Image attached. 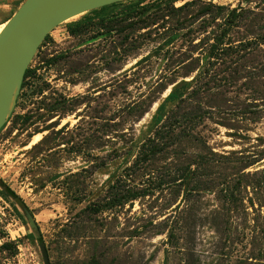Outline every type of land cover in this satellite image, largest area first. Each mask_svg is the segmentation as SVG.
<instances>
[{"label":"rangeland","instance_id":"1","mask_svg":"<svg viewBox=\"0 0 264 264\" xmlns=\"http://www.w3.org/2000/svg\"><path fill=\"white\" fill-rule=\"evenodd\" d=\"M26 70L0 130V264H44L41 242L49 264H264V0L113 3Z\"/></svg>","mask_w":264,"mask_h":264},{"label":"water","instance_id":"2","mask_svg":"<svg viewBox=\"0 0 264 264\" xmlns=\"http://www.w3.org/2000/svg\"><path fill=\"white\" fill-rule=\"evenodd\" d=\"M125 0H23L0 31V130L14 108L24 73L44 37L75 15ZM31 226L34 223L30 219ZM49 264L44 243H39Z\"/></svg>","mask_w":264,"mask_h":264},{"label":"trees","instance_id":"3","mask_svg":"<svg viewBox=\"0 0 264 264\" xmlns=\"http://www.w3.org/2000/svg\"><path fill=\"white\" fill-rule=\"evenodd\" d=\"M23 0H17V6L22 2ZM110 5H113V4H110ZM110 5H106V6H110ZM106 6H103L101 8H105ZM53 59H55L56 57L53 56L52 57ZM29 74V71L26 70L25 73H24V76H23V79H25ZM188 85V82L187 83H184V86L186 87ZM184 89H182L183 91ZM182 92L181 90H172L170 92V94L166 97L165 101L159 106V108L156 110L155 114L153 115L152 117V121H153V124H157L158 122H160L163 118V114H162V110L164 108V106L166 105V103L168 102H173V101H176V100H181L182 99ZM151 153L154 154L155 153V149H153V151L151 150ZM0 188L2 189V191L8 195H11V196H15V194L13 193L12 190H10L8 187H6L2 181H0ZM135 197H137L136 195L135 196H132L131 199H134ZM129 199V198H128ZM127 199V200H128ZM33 236V235H31ZM38 241L41 242V238L38 237ZM92 264H96V263H92Z\"/></svg>","mask_w":264,"mask_h":264},{"label":"bare ground","instance_id":"4","mask_svg":"<svg viewBox=\"0 0 264 264\" xmlns=\"http://www.w3.org/2000/svg\"><path fill=\"white\" fill-rule=\"evenodd\" d=\"M75 16H76V15H75ZM73 17H74V16H73ZM3 26H4V22L0 24V31H1V29L3 28ZM38 139H39V135H36V136L34 137V139L32 140V143L37 142ZM32 143H31V144H32Z\"/></svg>","mask_w":264,"mask_h":264}]
</instances>
